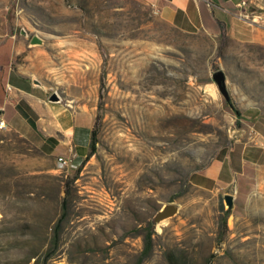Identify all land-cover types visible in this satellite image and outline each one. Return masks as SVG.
Wrapping results in <instances>:
<instances>
[{
	"label": "rangeland",
	"instance_id": "obj_1",
	"mask_svg": "<svg viewBox=\"0 0 264 264\" xmlns=\"http://www.w3.org/2000/svg\"><path fill=\"white\" fill-rule=\"evenodd\" d=\"M218 1L219 30L187 33L141 0H0V68L97 129L95 153L64 166L0 129V264H264V183L190 182L264 129V0Z\"/></svg>",
	"mask_w": 264,
	"mask_h": 264
},
{
	"label": "crops",
	"instance_id": "obj_2",
	"mask_svg": "<svg viewBox=\"0 0 264 264\" xmlns=\"http://www.w3.org/2000/svg\"><path fill=\"white\" fill-rule=\"evenodd\" d=\"M173 27L187 33L219 30L229 14L218 0H141ZM0 118L43 154L77 160L89 151L93 113L49 100L48 88L11 67L0 68ZM254 173H249V172ZM249 173V175L247 174ZM250 179V186L248 180ZM190 182L205 190L240 193L264 183V129L254 127Z\"/></svg>",
	"mask_w": 264,
	"mask_h": 264
},
{
	"label": "water",
	"instance_id": "obj_3",
	"mask_svg": "<svg viewBox=\"0 0 264 264\" xmlns=\"http://www.w3.org/2000/svg\"><path fill=\"white\" fill-rule=\"evenodd\" d=\"M40 40H38V38L33 37L32 38V43H39ZM212 78L215 81V83L218 86V89L220 90V92L222 93V95L224 96L225 100L227 102L230 101V96L228 94V91L226 89V85H225V74L222 70H215L212 73ZM34 83H38L36 81H34ZM49 100L51 101H59V97L55 94L52 93L50 94ZM233 195L228 193L224 195V199H225V203L228 206V208L232 207L233 204ZM178 210V207L175 203H166L164 204L155 214L154 216V221L158 222L164 218L170 217L172 215H174Z\"/></svg>",
	"mask_w": 264,
	"mask_h": 264
},
{
	"label": "trees",
	"instance_id": "obj_4",
	"mask_svg": "<svg viewBox=\"0 0 264 264\" xmlns=\"http://www.w3.org/2000/svg\"><path fill=\"white\" fill-rule=\"evenodd\" d=\"M236 114L237 115H240V113H239L238 110H236ZM96 144H97V129L95 127H92V129H91V135H90L89 151H88L86 157H89V156H91L92 154L95 153V151H96ZM168 257L171 260L172 259V254L171 253H168Z\"/></svg>",
	"mask_w": 264,
	"mask_h": 264
},
{
	"label": "built area",
	"instance_id": "obj_5",
	"mask_svg": "<svg viewBox=\"0 0 264 264\" xmlns=\"http://www.w3.org/2000/svg\"><path fill=\"white\" fill-rule=\"evenodd\" d=\"M7 124L5 122L4 119L0 118V129H5L7 128ZM57 160L60 162V164H62L63 166L64 165H67V160L65 158H62V157H58Z\"/></svg>",
	"mask_w": 264,
	"mask_h": 264
}]
</instances>
